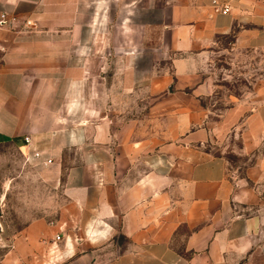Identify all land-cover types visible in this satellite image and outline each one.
<instances>
[{"label":"crops","instance_id":"obj_1","mask_svg":"<svg viewBox=\"0 0 264 264\" xmlns=\"http://www.w3.org/2000/svg\"><path fill=\"white\" fill-rule=\"evenodd\" d=\"M2 17L0 147L35 188L0 223V264H264V79L211 103L223 47L264 52V0H0Z\"/></svg>","mask_w":264,"mask_h":264},{"label":"rangeland","instance_id":"obj_2","mask_svg":"<svg viewBox=\"0 0 264 264\" xmlns=\"http://www.w3.org/2000/svg\"><path fill=\"white\" fill-rule=\"evenodd\" d=\"M215 95L211 101L223 106L230 97H250L257 82L264 79V52H236L223 47L214 57ZM234 169L243 172L245 159L239 154L229 155ZM233 171V170H232ZM34 176L16 149L0 147V223L21 224V214L34 194ZM31 197H30V196Z\"/></svg>","mask_w":264,"mask_h":264},{"label":"built area","instance_id":"obj_3","mask_svg":"<svg viewBox=\"0 0 264 264\" xmlns=\"http://www.w3.org/2000/svg\"><path fill=\"white\" fill-rule=\"evenodd\" d=\"M214 5H215V7H217V9L220 11V12H222L223 14H227V13H229L230 12V7L228 6V5H224V6H220L218 3H217V1H215L214 2ZM3 18L4 17H2V19H0V28H1V26L3 25ZM26 142H30V138L28 137V138H26ZM34 156H35V158H39V156H40V154L39 153H35L34 154ZM48 163H51V161H48Z\"/></svg>","mask_w":264,"mask_h":264}]
</instances>
